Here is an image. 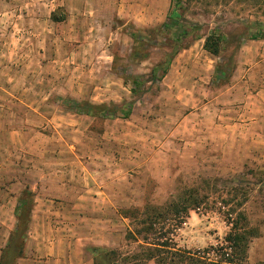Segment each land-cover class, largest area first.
I'll list each match as a JSON object with an SVG mask.
<instances>
[{"label":"rangeland","instance_id":"1","mask_svg":"<svg viewBox=\"0 0 264 264\" xmlns=\"http://www.w3.org/2000/svg\"><path fill=\"white\" fill-rule=\"evenodd\" d=\"M120 2L0 0V159L14 142L27 156L54 155L65 175H84L82 188L118 194L119 214L197 186L209 195L205 204L169 225L174 246L192 252L223 241L232 205L224 201L245 192L238 208L263 236L250 241L246 264H263L264 38L248 35L264 26V0H153L180 13L172 36L188 32L161 80L151 70L173 49L156 31L163 21L138 26ZM138 29L149 54L132 60L130 32ZM211 34L222 37L218 55L203 47ZM131 75L147 80L134 98L123 78ZM68 99L135 103L127 118H103ZM254 119L262 131L239 125ZM122 221L120 243L107 248L135 252L139 242L125 233L136 225ZM8 236L0 226V253Z\"/></svg>","mask_w":264,"mask_h":264},{"label":"crops","instance_id":"2","mask_svg":"<svg viewBox=\"0 0 264 264\" xmlns=\"http://www.w3.org/2000/svg\"><path fill=\"white\" fill-rule=\"evenodd\" d=\"M130 1L120 2L119 12L138 26L164 22L167 18L169 2L160 11L153 0ZM256 120L239 125L262 131ZM22 149L14 142L11 155L0 159V226L9 229L5 245L18 222L16 209L20 196L25 191L33 195L23 254L14 264H93L92 247H113L120 243L125 218L117 209L121 203L118 194L101 188L84 189L81 187L84 175L75 172L72 178L68 177L63 168H58L54 155L27 156ZM69 180L73 181L68 183Z\"/></svg>","mask_w":264,"mask_h":264},{"label":"trees","instance_id":"3","mask_svg":"<svg viewBox=\"0 0 264 264\" xmlns=\"http://www.w3.org/2000/svg\"><path fill=\"white\" fill-rule=\"evenodd\" d=\"M179 17L180 13L173 10L156 29L166 43L173 45V49L169 53H165L164 58L152 68L151 80H161L166 75L173 58L182 47L180 44L181 39L188 32L185 30L176 32L175 30L176 36H172L171 33L174 28V20ZM53 20H56L55 17H53ZM145 32L140 29L130 32L133 41L130 53L132 60H140L149 54L145 48L147 43L143 39ZM261 38H264L263 25L256 31H251L248 35V39L252 40ZM220 40L222 41L220 35H208L205 37L203 47L210 54L218 55ZM220 72L221 75L224 74L222 70ZM123 78L125 83L130 82V93L133 98L142 92V84L147 81L142 75H131ZM68 103L75 104L79 113L103 118H127L132 113L135 100L107 105L88 102L82 104L68 99ZM234 191L236 194L239 193L238 189ZM208 198L207 192H202L199 187L193 186L181 192L179 191L174 198L160 207L146 204L142 208L131 207L120 211L122 217L129 218L136 225L133 230L128 229L126 231L125 239L139 242L138 250L125 253L115 248L92 247L93 264H145L148 260H154L156 264H246L249 243L252 238L258 236L259 232L256 227L250 224L247 214L238 208L246 201L245 192L242 193V200L236 201V199L231 198L224 201L226 204L232 202V205L227 209L229 215L227 222L230 224L229 232L221 243L209 245L202 251L194 252L180 249L172 243V238L169 237L171 222L177 220L181 223L189 210L198 209L205 204ZM32 202L33 195L30 191H25L20 196L19 205L16 209L18 222L7 244L2 249L0 264H14L16 258L22 256Z\"/></svg>","mask_w":264,"mask_h":264}]
</instances>
